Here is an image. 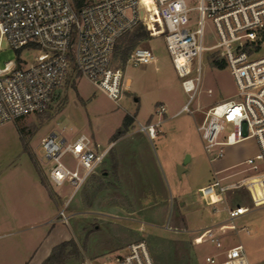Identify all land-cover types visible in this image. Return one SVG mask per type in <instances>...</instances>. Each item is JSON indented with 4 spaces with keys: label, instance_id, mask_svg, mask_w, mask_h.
Wrapping results in <instances>:
<instances>
[{
    "label": "built area",
    "instance_id": "built-area-1",
    "mask_svg": "<svg viewBox=\"0 0 264 264\" xmlns=\"http://www.w3.org/2000/svg\"><path fill=\"white\" fill-rule=\"evenodd\" d=\"M192 1L94 0L79 10L73 0H0V52L6 42L17 54L0 68V126L48 112L66 84L79 77L119 104L129 87L127 66L156 62L153 48L139 44L128 57H121V65L115 64L119 42L143 25L151 37H164L189 99L180 113H193L190 105L201 88L207 53L216 54L230 72L236 93L210 107L198 127L210 162L248 139H256L260 148L255 157L216 172L214 181L199 190L201 199L216 207L230 192L244 189L253 207L264 206V0H197L190 6ZM208 23L213 29L211 42ZM165 114V106L158 105L153 114L158 119L139 123L141 132L155 140ZM40 145L47 181L64 201L59 217L67 222L66 210L104 164L111 147L86 137L69 142L55 132L43 137ZM66 156L75 160L73 167L65 163ZM234 169L239 170L218 177ZM249 211L245 205L229 208L227 222L204 229L194 239L196 245L210 243L218 250L206 256L204 264H251L241 244L229 247L223 242L229 232H239L234 220ZM241 231L249 234L245 227ZM97 264L155 263L147 243L138 241Z\"/></svg>",
    "mask_w": 264,
    "mask_h": 264
},
{
    "label": "rangeland",
    "instance_id": "rangeland-1",
    "mask_svg": "<svg viewBox=\"0 0 264 264\" xmlns=\"http://www.w3.org/2000/svg\"><path fill=\"white\" fill-rule=\"evenodd\" d=\"M92 1L94 0H85L86 3ZM144 3H149V0H144ZM196 4L197 0L189 2L190 6ZM143 31L146 29L139 25L119 42L115 56L116 65H121V57H125L121 50L128 46L135 34ZM212 34V26L208 23L207 39L210 42L213 41ZM139 44L153 48L156 62L146 66H127L124 75L129 89L125 95L132 101L134 96L140 98L136 128L139 127V122L146 124L150 118V121H156L158 117L153 118L156 107L160 104L165 106L166 121H163L157 139L150 141L142 135L134 141L138 144L139 156L144 160L142 167L149 168L154 164L159 173V181L155 182L156 186L152 182V191H136L140 195L135 197L123 196L119 191L115 149L110 146L104 164L88 180L66 210L68 221L62 220L60 225V239H63L61 248L55 251L47 264H78L86 261L97 264L102 259L123 253L127 243L133 240L147 243L155 264H204L205 257L217 253L218 250L210 243L196 245L194 239L207 225L228 221L226 206H220L224 208L220 216H210L207 211L196 207L186 211L189 207L186 205L187 201L178 196H188L194 203L198 202L197 187L207 185L214 172L228 169L260 153L256 139H248L226 148L224 158L215 162H210L205 153L198 127L202 124L206 111L236 93L228 68L221 70L214 66V62L218 61L216 54L207 53L202 62L201 88L190 105L193 113H179L189 99L166 50L164 37H151L147 32V36ZM2 49L0 68L17 58L16 52L6 42ZM131 104L124 99L119 104L115 103L88 79L79 77L66 84L48 112L1 125L2 193L13 191L22 194L27 189L29 175L47 174L48 167L45 165L40 145L43 137L55 132L61 133L69 142L86 137L94 143L107 146L112 141V135L122 127L125 110L138 109L134 103ZM127 144L128 141H122L117 145L124 148L128 147ZM162 147L169 153L172 152L175 159L184 151L192 157L188 164L189 171L182 179L172 159L168 167L164 163ZM64 161L70 167L75 165L71 156H66ZM187 161L185 156L183 163ZM238 170H225L218 177H225ZM140 179H143L142 174L139 181ZM50 190L53 198L63 208V199L51 187ZM229 197L228 204L231 208L245 205L250 211L234 220L239 232H229L223 237L224 244L229 247L241 244L251 264H264V206L253 207L249 193L244 189L230 192ZM134 207L139 211L136 215L129 211ZM243 227L249 230V234L241 231ZM174 229H179V232ZM183 230L186 232L183 233ZM36 232L38 228L31 225L19 230H0V264L7 263L9 256L27 257V260L38 247L39 251L31 264L39 262L45 249L55 238L47 239L41 248L29 239L24 248L22 242L29 238L26 236ZM22 235L25 239L20 242ZM38 238L40 239L39 235Z\"/></svg>",
    "mask_w": 264,
    "mask_h": 264
},
{
    "label": "crops",
    "instance_id": "crops-1",
    "mask_svg": "<svg viewBox=\"0 0 264 264\" xmlns=\"http://www.w3.org/2000/svg\"><path fill=\"white\" fill-rule=\"evenodd\" d=\"M77 93H78V90H77ZM126 94H128V92ZM123 99L126 100L127 102L130 101L132 104L134 103L136 106L140 104V98L138 96H134L133 101L130 99V97L128 96L126 97V95ZM139 110H140L139 106L137 110L136 109L133 111L125 110L122 127H120L112 135L111 137L112 141H110V143L107 145V146H112L115 149V155H116L117 167H118L117 174L119 178V191L121 192L123 196H128V197H135L136 195H140L136 191L145 190V192H148V191L154 190V185L152 182L155 183L159 181L158 180L159 173L154 164L153 166L152 165L149 166V168L142 167L144 160L141 159V157L139 156L137 152L138 144L134 143L135 139L137 140L138 137L142 135L146 137L148 140L153 141L147 136V134L141 132L140 127L136 128V122H137ZM179 113H177V115ZM150 119L146 122V124L152 121V120L150 121ZM164 120L166 121L165 116H164ZM126 121H128V127L126 131L121 136L116 138L117 132L125 128ZM139 123L144 124L142 122H139ZM162 126L160 128H162ZM90 140L92 142V139ZM122 141H128V144H127L128 147H124V148L118 147L117 144ZM100 145L103 146L102 144ZM107 146H103V147H107ZM161 155L167 167L170 164L169 162L170 159L174 161L175 166L179 170L180 179H182L183 175L189 171L188 164L192 160V157L189 156V153L187 151H184L183 153H181V156L175 159L172 152L169 153L165 147L164 148L162 147ZM185 156H187L188 161L183 163V158ZM215 173L216 172H214V175L209 180L208 184L214 181ZM140 174L143 175V179L142 180L140 179L139 181ZM152 174H153V177L151 176ZM43 178L46 182V185L43 183L41 175L40 176L39 175L37 176V174L29 175V179L27 180V189L24 190L22 194H19V193L16 194L13 191L12 192L7 191V192L2 193V191L0 190V230L2 231L3 230H15V229L19 230L27 225L35 226L36 228H38V232L30 236H26L29 238H26V242H22V245L24 246V248H26L25 245L29 243V239H30V242L40 246L41 248V246L47 239H50L51 237L55 238L51 240L53 241L52 244L48 248L45 249L44 256L39 260V262L35 261L33 264H44L45 261L52 255L55 248H57L63 241V239H60V236H61L60 225H62L63 223L62 219L59 217V212L61 210V204H59L56 198H53L50 187H49L50 185L47 181L46 175H44ZM155 186H156V183H155ZM204 186L205 185H199L197 187L196 195H197L198 202L196 203H194L193 199L188 196L187 197L178 196V197L185 199V201H187L186 205H188L189 207H188V210L186 211H189V209L196 207L197 209L199 208L204 211H207L210 216H220V214L222 213V210L224 209V208H221L220 206L225 205L226 206L225 210L228 212V209L231 208L230 205L228 204L229 203L228 201L230 199L229 195L227 197V200L219 204L218 206L216 207L208 206L201 199L200 193H199V190ZM183 203L185 204V202ZM129 211L133 215H136V213L139 212L138 209H136V207H134L133 209ZM127 218L131 219L132 217H127ZM185 223L187 224V222ZM214 225H216V223L207 225L203 229H206ZM174 230L179 232V229H174ZM182 232L185 233L186 231L183 230ZM38 235L40 236V239L38 238ZM23 239H25V237H23L22 235V239L20 240V242ZM41 240H42V243L40 242ZM133 242L134 240L128 242L126 247ZM36 245L34 248H36ZM38 251H39V247L33 251L32 257H30L31 259L29 258L30 260L29 259L26 260L27 257L26 258L25 257L24 258H19V257L11 258V256H9V261L4 264H31L32 261L35 259ZM107 251L109 250H106V252Z\"/></svg>",
    "mask_w": 264,
    "mask_h": 264
},
{
    "label": "trees",
    "instance_id": "trees-1",
    "mask_svg": "<svg viewBox=\"0 0 264 264\" xmlns=\"http://www.w3.org/2000/svg\"><path fill=\"white\" fill-rule=\"evenodd\" d=\"M73 3L75 5V7L77 9H81L85 4V0H73ZM147 36V32L146 31H143V32H140V33H137L133 36V38L131 39L130 43L128 44V46L126 48H124V50H121V53L125 56V57H128L131 52L134 50L135 47H137L140 43V41L142 39H144L145 37ZM118 49V48H117ZM214 66L218 69H225L226 68V64L222 61H216L214 62ZM128 127V121L125 122V128L123 130H119L116 134V138H118L119 136H121L127 129ZM42 177V180H43V183L46 185V182L43 178V176L41 175ZM61 248V245L57 248H55V250L53 251L52 255L45 261L44 264H47V262L51 259V257L53 256V254L55 253V251L57 249Z\"/></svg>",
    "mask_w": 264,
    "mask_h": 264
}]
</instances>
